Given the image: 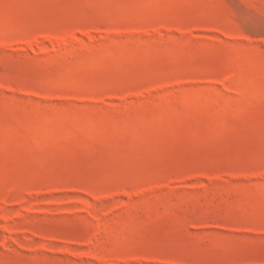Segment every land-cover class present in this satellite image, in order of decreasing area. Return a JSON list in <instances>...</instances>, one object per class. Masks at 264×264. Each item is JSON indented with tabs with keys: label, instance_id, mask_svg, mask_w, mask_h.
I'll return each instance as SVG.
<instances>
[{
	"label": "rangeland",
	"instance_id": "1",
	"mask_svg": "<svg viewBox=\"0 0 264 264\" xmlns=\"http://www.w3.org/2000/svg\"><path fill=\"white\" fill-rule=\"evenodd\" d=\"M0 264H264V0H0Z\"/></svg>",
	"mask_w": 264,
	"mask_h": 264
}]
</instances>
